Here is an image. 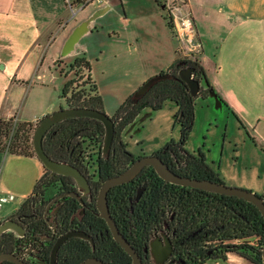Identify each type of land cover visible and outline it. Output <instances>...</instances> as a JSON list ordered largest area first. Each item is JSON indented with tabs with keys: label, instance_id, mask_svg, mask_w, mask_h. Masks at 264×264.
I'll return each mask as SVG.
<instances>
[{
	"label": "crops",
	"instance_id": "1",
	"mask_svg": "<svg viewBox=\"0 0 264 264\" xmlns=\"http://www.w3.org/2000/svg\"><path fill=\"white\" fill-rule=\"evenodd\" d=\"M66 1L0 0V116L35 123L66 106L59 92L69 79V73H66L68 79L60 80L56 89L50 84L62 75L61 68L68 67L77 57L86 56L91 62L89 48L81 40L84 25L91 17L96 31L104 29L107 34L106 46L114 48L116 57L126 54L128 67L136 71V83L127 95L134 93L152 75L165 71L177 58L195 57L177 38L174 24L170 26L165 16L162 23L155 22L156 27H147L145 34H135L134 17L126 7L122 20L110 15L111 20H108L102 15L115 10L113 1H97L99 3L93 8L88 6L95 0L89 1L76 14ZM83 1L75 0V3ZM180 8L192 14L202 43L197 57L215 87V92H210L203 101L197 99L194 125L201 123V117L206 115L203 132L207 125L211 127L216 119L210 110L213 105L220 111L226 109L228 117L231 114L237 117L256 141L250 129L262 133L261 125L264 130V0H184ZM120 25L128 30L126 39ZM92 27L90 25V31H94ZM96 47L95 59L100 61L105 52L104 41L98 39ZM59 60L60 68L56 65ZM203 82L202 87H205ZM115 110L109 113L113 114ZM177 110L178 104L168 99L163 107L147 112V115L151 114L147 120L151 125L133 140L140 143L139 151L130 149L143 155L154 153L164 145L177 130V127L169 126ZM147 115H140V119L144 120ZM132 125L125 129L129 147L135 130ZM190 139L191 136L187 144ZM187 147L191 151L201 148L226 183L252 189L264 196V171L258 165L251 166L250 170L238 168L236 161L229 165V161L224 160L225 140L219 149L209 135L204 134L199 144ZM258 155L255 162L261 163L262 156ZM248 159L245 149L237 156L241 166ZM43 172L44 164L35 154L0 151V192L16 194V199L8 203L10 210L7 207L0 209V218L18 207L12 206L16 200L23 202ZM203 264L257 263L239 252H230L226 259H208Z\"/></svg>",
	"mask_w": 264,
	"mask_h": 264
},
{
	"label": "trees",
	"instance_id": "2",
	"mask_svg": "<svg viewBox=\"0 0 264 264\" xmlns=\"http://www.w3.org/2000/svg\"><path fill=\"white\" fill-rule=\"evenodd\" d=\"M156 2L165 8L166 0ZM164 16L172 26V14ZM187 65L194 66V76L206 82L197 95L191 93L188 83L179 76V69ZM67 66V73H74L62 89L66 105L105 110L104 98L92 76L90 60L79 56ZM163 72H169L170 76L155 81L141 97L134 93L128 95L111 114L116 131L109 153L103 152L105 125L95 117H67L54 123L45 133L43 143L46 151L55 159L79 166L89 176L93 191L89 210L82 217L77 216L80 201L70 197L60 217L59 228L61 231L73 228L86 230L93 236L95 247L90 239L69 237L60 246V264H78L91 255L110 264H132V256L114 238L107 220L100 215L97 195L107 177L121 172L142 155L128 147L123 132L141 118L146 107L159 109L168 99L178 104L174 118L180 125V137L170 138L155 154L182 175L225 182L201 148L191 151L187 147L195 124L197 98H205L210 92H215L204 65L198 57L177 58ZM81 79L84 81L82 85L78 83ZM86 84L90 85L89 89L80 87ZM12 119L0 116V151L7 149L11 153L37 155L32 134L40 119L35 123L20 121L8 142ZM59 183L69 192L77 190L73 176L51 173L44 165L43 174L20 205L31 206L34 199L45 198L47 189ZM140 188L144 189L136 198ZM108 202L120 230L143 255V264H156L146 246L152 236L160 232L171 236L177 257L185 260L183 264L226 259L230 252H239L257 264H263L264 215L254 202L244 197L166 181L153 165H146L130 181L112 186ZM49 259L50 249L45 251L41 264H49ZM162 264L176 263L167 261Z\"/></svg>",
	"mask_w": 264,
	"mask_h": 264
},
{
	"label": "water",
	"instance_id": "3",
	"mask_svg": "<svg viewBox=\"0 0 264 264\" xmlns=\"http://www.w3.org/2000/svg\"><path fill=\"white\" fill-rule=\"evenodd\" d=\"M169 72H160L152 75L146 79L135 91L134 95L136 97H141L147 90L152 86V84L158 79L169 77ZM179 76L184 79L188 85L191 93L197 95L202 88L201 80L194 76V66H183L179 69ZM71 116H90L95 117L103 121L105 125V137L103 142V152L105 154L110 152L113 138L116 131V123L111 114L106 110H101L91 106H62L51 113L43 116L40 121L36 124L33 134V146L36 154L41 159L43 164L51 170V173H61L66 175H71L75 178L77 185L80 189H83V193H88L92 191V185L88 175L77 165L69 161H61L53 158L45 149L43 138L48 129L57 121L71 117ZM146 165H153L158 172V174L163 177L166 181L182 184L191 185L195 187H201L208 190L222 192L227 194H233L240 197H244L249 201L254 202L262 214L264 215V196L260 193L241 186H234L227 184L226 182L216 181L210 178H198L191 177L188 175H182L175 170H173L167 162H165L162 157L158 154L150 153L143 154L136 158L128 167H126L121 172L107 177L98 192L97 195V206L99 208V213L103 216L116 240H118L121 245L130 253L132 256V264H143V255L138 252L126 236L120 230L116 220L114 219L108 202V192L112 186L130 181L133 179ZM144 188L138 189L136 198H139ZM72 195L78 197L81 202L84 203L82 195L77 191H70ZM12 221V222H11ZM11 228L18 231V226L15 224L14 220L7 219L0 223V234L2 231ZM70 236H80L87 239L95 247V241L93 236L84 229H71L64 234L60 235L52 249L50 264H57V255L60 245ZM146 250L150 252L154 262L156 264H162L167 262V258L174 251V244L172 238L169 234L162 232L161 235H154L146 246ZM14 259L19 264H28L25 260L14 254L6 255ZM263 264H264V245H263ZM175 263H185L184 259L172 260ZM78 264H110L104 259L91 255L81 260Z\"/></svg>",
	"mask_w": 264,
	"mask_h": 264
},
{
	"label": "rangeland",
	"instance_id": "4",
	"mask_svg": "<svg viewBox=\"0 0 264 264\" xmlns=\"http://www.w3.org/2000/svg\"><path fill=\"white\" fill-rule=\"evenodd\" d=\"M110 1H113L116 3L115 10L106 15L105 14L102 15V18H109V15H110L113 19L119 18V20H122L121 17L124 16L125 14L124 9L126 7L129 14L134 17L133 21H134V26H135V29H134L135 34H145L146 32L145 30H147V27L148 28L156 27L155 22L162 23L161 21L163 20V16H164L163 14L170 13L169 12L170 10L168 7H165L163 9V7L160 6L156 2V0H110ZM168 1L170 0H167V2ZM174 1L178 2V0H174ZM96 3H99V2L95 0L94 2L89 4L88 7L93 8L94 4ZM74 6L77 8L79 6V3H74ZM108 20H111V19L109 18ZM90 25L93 26L92 28H94L93 29L94 31H90ZM84 26H85V33L83 34V37H81V40L84 41L85 46L89 48L88 54L90 55L92 66H93L92 75L95 79L98 80L99 91L105 97V100H106L105 110L108 113L113 112V110L117 109L120 106V104L123 102V100L128 96L127 94L130 92V90H132V87H133L132 84L136 83V78H135L136 71L134 70L133 72L131 67H128L126 54L119 55L118 57H116L113 54L114 48L111 45L106 46L107 45L106 42L108 40L107 34L105 33V31H103L104 29H102L101 32L96 31L97 27H94V22H93L92 17L89 18L88 23H86ZM120 28L123 34V38H125V36L127 37L128 35H126L127 34L126 32L128 30L124 29L123 26L121 25H120ZM98 39H100L101 41H104V48H105V52L103 53V57L100 61H97L94 55V51L96 50L95 48H97L96 42ZM197 54H199V52H196L194 56L197 57ZM56 65L58 66V68L61 67L60 60L57 61ZM132 68H134V64ZM67 69L68 67L61 68L60 72L61 71H65V72L64 73L62 72V75L58 76V78L55 79L56 81L54 80V82L50 84V86L53 87V89H56V85L60 82V80H63V78L68 79V77L69 78L72 77L74 72L69 73L68 77L66 76ZM78 83L82 85V83H84L83 79L78 81ZM203 84L206 85L205 82H203ZM80 87H85L86 89H89L90 85L86 84ZM59 93L60 94L62 93V89H60ZM197 99L198 100L200 99V101H203L204 97L200 96ZM61 100L63 104L66 103L65 99L61 98ZM150 108L151 110L149 111L157 110V109H153L152 107ZM148 109L149 108L146 107L142 111L141 115L144 114L146 116L147 112H149ZM210 110L213 111L212 115H216V119H213L214 121L211 124V127L207 125L206 132H203L202 126L204 122H206L204 120L206 119V115L201 117V123L198 122L197 126L194 125L193 130L190 135L191 136L190 142L187 145L190 146L193 143L199 144L201 138H204V134L205 135L208 134L210 139L216 143V146L219 147V149L221 148V143L225 140L224 160L227 163L229 161V165H233L234 161H236L237 163L236 165L238 168L239 167L242 169L247 168L248 170H250L251 166L258 165L260 169L264 171V164L260 166V164L264 162V130L261 127V125H260V128L262 130V133L256 130L253 131V129H250L251 134L256 137V141H254V139L250 137L249 133L243 127V124L238 120L237 117H235L233 114H231V116L228 117V111L226 109L223 111H220L218 108L213 107V105H210ZM150 115H147V117L144 118V120L139 119L135 124L132 125V127H134L135 130H133L132 132L133 136L131 137L130 147L128 146L132 150L133 149L138 150L139 147L141 146L140 143H138L137 141L134 142L133 140L136 137H140L143 131L147 127H150L151 124H148L150 120L147 121L150 118ZM12 123H13L12 131L9 135L10 138L8 142H10L14 129L20 123V121L19 120L15 121L14 119H12ZM169 126L170 128L177 127L176 128L177 130L174 131V135H172V137L170 138H174L175 136L178 139L181 133L180 125L175 122V118L173 116H172V120ZM137 128L139 129L138 131H137ZM208 128H209V131H208ZM125 134H126V131L123 132V137L126 140ZM243 149H245V152L248 155L249 159L246 160L241 166L240 160H237V156L240 155V152H242ZM254 151L256 152V154ZM259 153L262 156L261 163L255 162V160H257L259 156L258 155ZM55 190H56L55 186L49 187L46 191V195L53 194ZM20 204H21L20 201L16 200L15 203L12 204V206L14 205L20 206ZM7 206L8 204L3 207V210ZM3 210L1 211L3 212ZM8 210H10V206Z\"/></svg>",
	"mask_w": 264,
	"mask_h": 264
},
{
	"label": "flooded vegetation",
	"instance_id": "5",
	"mask_svg": "<svg viewBox=\"0 0 264 264\" xmlns=\"http://www.w3.org/2000/svg\"><path fill=\"white\" fill-rule=\"evenodd\" d=\"M55 187L56 190L53 194L46 195L43 199H34L31 202V206L20 205L12 212L0 218V223L10 219L14 220L18 226V231L8 228L0 234V264H19L14 259L6 256L8 254L17 255L28 264H41L43 261L42 256L49 249L51 258V252L57 238L71 230H60V217L65 212L70 197L78 199L75 195L70 194L61 183L55 185ZM76 187L84 200L83 203L78 199L81 205L77 209V216L82 217L89 210V202L93 199V191L83 193V189H80L77 184ZM41 210H43L42 213H40ZM161 233H156L155 235H161ZM59 250L60 247L58 249L57 264H60ZM148 253L150 254V252ZM177 259L181 258L177 257L174 250L167 258V261Z\"/></svg>",
	"mask_w": 264,
	"mask_h": 264
},
{
	"label": "built area",
	"instance_id": "6",
	"mask_svg": "<svg viewBox=\"0 0 264 264\" xmlns=\"http://www.w3.org/2000/svg\"><path fill=\"white\" fill-rule=\"evenodd\" d=\"M71 6L73 14H76L77 11L85 6L86 3L92 0H84L79 4L76 8L74 6L75 0H67ZM102 1V0H97ZM182 0H178V2L174 0H170L165 2L164 6L169 8V12L173 16L174 20V31L179 40H181L188 48L192 51V54H196L201 50V40L198 38V33L196 29V25L192 14L188 10H184L180 8V4H182ZM15 121H18L17 117L13 118ZM16 199V194L14 192H0V209H2L6 204L14 201Z\"/></svg>",
	"mask_w": 264,
	"mask_h": 264
}]
</instances>
